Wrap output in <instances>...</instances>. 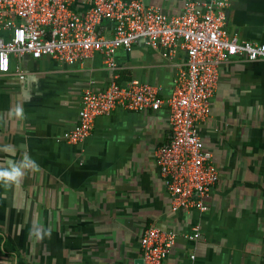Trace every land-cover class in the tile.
Segmentation results:
<instances>
[{"label": "crops", "instance_id": "obj_1", "mask_svg": "<svg viewBox=\"0 0 264 264\" xmlns=\"http://www.w3.org/2000/svg\"><path fill=\"white\" fill-rule=\"evenodd\" d=\"M141 1L176 15L188 0ZM92 2L76 0L74 7L84 12ZM226 29L264 43V0H230ZM115 60L118 69L110 71L100 54L76 65L25 56L0 74V145L15 149L0 152V167L24 153L39 165L18 186H0V264H136L151 223L178 235L164 264H264V60L224 64L210 117L197 124L220 173L204 213L170 210L155 164L169 134L166 107L116 109L96 119L85 142L62 140L77 122L86 88H102L118 74V82L138 79L169 96L186 56L180 48L164 56L139 42L117 50ZM195 230L201 237L189 241Z\"/></svg>", "mask_w": 264, "mask_h": 264}, {"label": "built area", "instance_id": "obj_2", "mask_svg": "<svg viewBox=\"0 0 264 264\" xmlns=\"http://www.w3.org/2000/svg\"><path fill=\"white\" fill-rule=\"evenodd\" d=\"M75 1L0 0V74L10 72L12 58L25 56H50L76 65L100 54L105 67L115 71L117 50L131 51L139 42L169 57L182 49L186 61L169 96L138 79L118 82L115 74L104 87L83 91L77 122L62 140L85 142L96 119L116 109L156 112L166 107L169 134L155 152V164L170 195V210L206 212L220 173L197 124L210 117L221 67L237 57L264 60V43L240 40L227 31L230 0H188L176 15L141 0H93L88 9L78 12ZM104 24L110 27L109 37ZM16 73L24 78L20 67ZM186 237L196 241L201 235L195 230ZM177 240L173 230L149 224L140 239L136 264H164ZM190 260L195 261L193 254Z\"/></svg>", "mask_w": 264, "mask_h": 264}, {"label": "clouds", "instance_id": "obj_3", "mask_svg": "<svg viewBox=\"0 0 264 264\" xmlns=\"http://www.w3.org/2000/svg\"><path fill=\"white\" fill-rule=\"evenodd\" d=\"M21 114V109H16V115ZM14 146L11 144L0 145V152L12 154L14 153ZM5 166L0 167V186H18L23 176L29 171H36L39 167L37 161L33 159L29 154L24 153L19 159H6L4 161ZM33 234L36 239L42 238V232L39 227L34 228Z\"/></svg>", "mask_w": 264, "mask_h": 264}]
</instances>
